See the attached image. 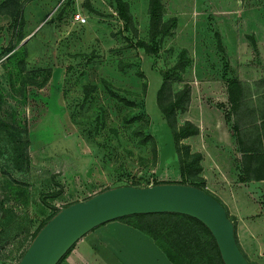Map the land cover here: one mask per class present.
Returning a JSON list of instances; mask_svg holds the SVG:
<instances>
[{
	"label": "rangeland",
	"instance_id": "rangeland-1",
	"mask_svg": "<svg viewBox=\"0 0 264 264\" xmlns=\"http://www.w3.org/2000/svg\"><path fill=\"white\" fill-rule=\"evenodd\" d=\"M123 1L127 23L114 0H0V264H16L61 206L104 188L183 180L205 189L198 153L172 135L188 126L190 88L193 107L223 112V73L264 91V0H160L161 20L176 21L156 51L149 0ZM24 135L30 164L18 170ZM152 214L143 225L177 263L220 264L199 223Z\"/></svg>",
	"mask_w": 264,
	"mask_h": 264
},
{
	"label": "crops",
	"instance_id": "crops-1",
	"mask_svg": "<svg viewBox=\"0 0 264 264\" xmlns=\"http://www.w3.org/2000/svg\"><path fill=\"white\" fill-rule=\"evenodd\" d=\"M237 55L241 70V54ZM235 80L238 84L231 92L227 85L220 95L226 100L224 112L217 104L193 107L196 95L190 88L186 120L196 132L182 141L189 153H198L196 176L225 207L240 250L250 264H264V91L256 88V80ZM205 90L217 97L214 85ZM135 223L140 225L135 218L113 219L92 228L58 264H173L155 235Z\"/></svg>",
	"mask_w": 264,
	"mask_h": 264
},
{
	"label": "water",
	"instance_id": "water-1",
	"mask_svg": "<svg viewBox=\"0 0 264 264\" xmlns=\"http://www.w3.org/2000/svg\"><path fill=\"white\" fill-rule=\"evenodd\" d=\"M155 212L199 220L212 235L223 264H250L222 203L202 187L178 181L120 184L61 206L36 231L16 264H56L92 228L122 216Z\"/></svg>",
	"mask_w": 264,
	"mask_h": 264
},
{
	"label": "trees",
	"instance_id": "trees-1",
	"mask_svg": "<svg viewBox=\"0 0 264 264\" xmlns=\"http://www.w3.org/2000/svg\"><path fill=\"white\" fill-rule=\"evenodd\" d=\"M114 2H115V6H116V9H117V12H118L120 18L122 19V21L124 23H127L130 20V14H129V12L126 9V3L123 0H114ZM161 7H162V4H161L160 0H149V4H148L149 30H150V40L153 43L152 44L153 45L152 46V50L153 51H156V48L154 46L155 45V37L158 34H161V35L168 34L169 31H170L169 29L175 25V21H176L175 18L172 17V18H170L168 20V22H163L161 20V17H160V9H161ZM139 45H142V46L145 47V45L142 44V43L141 44L139 43ZM218 46L221 47V45H220L219 42H218ZM223 78L225 79L226 84L228 85L229 92H231V88L234 85L238 84L237 81L235 80V78L227 77V76H225L224 73H223ZM171 108H172V106L170 107V110H171ZM168 110L165 109V108L162 109L163 112H168ZM187 124H188V126H181V127H178V128H175L174 126H172V135H173L174 140H175L176 143H177V140L180 137H184L186 135H189L191 133H195L196 132V128L193 125H191L189 122ZM4 126H5V123L2 122V121H0V129H2ZM27 143H28V140L25 137V135H24V138H20L18 140V145H17L18 150H17V153H16V155H15V157L13 159V165L18 170H24V169H27L29 167V164H30L29 156H28V153L25 150L26 149V146H27ZM161 182H164V181H161ZM179 182L186 183L183 180H181ZM196 186H198V185H196ZM55 212H53L52 214H54ZM163 214L180 215L182 217L189 218V219L193 220L195 223H199L208 232V235L210 236L211 242H213L214 253L218 256V259H219L220 264H223L222 261H221V258H220L218 249L216 247V244L214 242V239H213L212 235L210 234V232L208 231V229L199 220H197V219H195V218H193L191 216L185 215V214H179V213H173V212H170V213L162 212L161 215H163ZM152 215H153L152 213L131 214V215H126V216L119 217L117 219H120V220H126V219H129V218L138 219L140 225H137L135 223L134 226H136V227H138L140 229H148L152 233V231L147 226L143 225V223H142V221L144 222V220L146 221L147 219L149 220L150 218L156 216V215L155 216L154 215L152 216ZM161 215H160V217H161ZM44 222H46V221H44ZM43 223L41 225H39V227L37 228V230L43 225ZM176 247H177V245H176ZM177 249H178V247L176 248V250ZM164 252H165L166 256L168 257V259L173 264H182L181 262L177 263V261H175L173 259V257L166 251L165 248H164ZM64 255L58 260V262L56 264L59 263V261L64 257Z\"/></svg>",
	"mask_w": 264,
	"mask_h": 264
},
{
	"label": "built area",
	"instance_id": "built-area-1",
	"mask_svg": "<svg viewBox=\"0 0 264 264\" xmlns=\"http://www.w3.org/2000/svg\"><path fill=\"white\" fill-rule=\"evenodd\" d=\"M71 17L74 22L84 23L86 21V16L79 11H75L71 14Z\"/></svg>",
	"mask_w": 264,
	"mask_h": 264
}]
</instances>
